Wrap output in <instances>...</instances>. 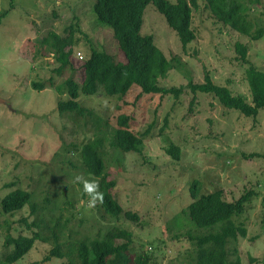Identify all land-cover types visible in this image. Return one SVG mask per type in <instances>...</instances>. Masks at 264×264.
<instances>
[{"label": "rangeland", "instance_id": "obj_1", "mask_svg": "<svg viewBox=\"0 0 264 264\" xmlns=\"http://www.w3.org/2000/svg\"><path fill=\"white\" fill-rule=\"evenodd\" d=\"M93 1L0 0V197L14 187L34 192L35 202H46L48 207L53 200L59 202L62 220L68 218L63 237L93 236L117 226L130 233L129 252L138 257L146 254L147 264H182L188 251L192 252L190 242L181 236L190 226L181 212L188 214L196 199L191 194L193 184L198 182L196 197L221 190L227 201L253 190L238 217L246 235L238 239L236 254L242 264H264V109L255 117L245 116L224 108L213 94L187 87L188 82H203L208 74L211 82L228 87L233 96L251 101L245 68L264 71V0L249 12L255 27H262L258 39L232 31L210 13L204 0H196L191 12L195 38L186 46L148 3L140 33L152 36L171 66L157 83L182 86V91L176 97L144 95L132 86V91L120 97L98 86L94 94H80L76 99L93 112L74 123L68 119L70 112H58L56 104L68 98L62 82L68 77L79 81L78 61L92 49H103L124 61L111 29L94 18ZM52 32L72 40L69 58L75 70L56 60L60 53L52 40L46 46L39 43ZM236 42L248 47L244 64ZM33 82L42 88H33ZM120 114L130 117L131 131L147 132L140 153L106 148V175L114 182L111 191L122 208L113 218L97 202L89 206V197L74 177L96 179L70 163L79 166L80 146L94 137L98 126H104L103 118L114 125ZM170 144L179 147L177 159L166 152ZM52 186L58 195L54 199ZM124 211L135 214L137 220L127 219ZM28 213V206L12 217L0 213V260L7 252L2 220L12 222L7 228L10 235L27 234L16 219L22 214L30 221ZM174 217L180 222H174ZM50 248V243L35 241L12 264H61L64 259L56 257L42 261Z\"/></svg>", "mask_w": 264, "mask_h": 264}, {"label": "trees", "instance_id": "obj_2", "mask_svg": "<svg viewBox=\"0 0 264 264\" xmlns=\"http://www.w3.org/2000/svg\"><path fill=\"white\" fill-rule=\"evenodd\" d=\"M204 1L210 13L218 21L229 26L232 31L247 35L251 39L262 36V27H255L249 19L250 9L258 5L259 0ZM150 2L163 16L168 27L176 33L182 46H186L195 38L191 28V12L196 7V0L173 2L169 0H94L90 10L98 23L111 29L124 61L115 60L103 49H92L84 60L78 61L75 67L80 72L79 81L68 77L62 82L60 87L66 89L68 98L57 101L58 112H70L68 119L77 123V119L93 111L81 107L76 99L80 94H94L98 86H101L106 94L120 97L126 95L129 90L132 91L134 89L132 86H136L139 94L144 95L159 93L172 94L176 97L180 94L182 86L177 88L158 85V79L164 78L171 69L170 63L155 46L152 36L140 33L144 8ZM73 26L71 23V27ZM49 40H52L55 50L60 53L55 58L61 62V66L69 64L70 68L75 70L73 61L69 58L72 53V46H70L72 40L52 32L50 36L43 37L39 43L46 46ZM247 48L246 44L235 43V49L241 58L239 61L243 64L242 59L245 57ZM245 72L251 94L250 102L245 101L241 96H233L228 87L214 84L208 74L204 76L203 82H188L187 87L193 92L213 94L224 108L255 117L259 109H264V71L255 66H247ZM32 86L42 88L40 83L33 82ZM129 121L130 117L125 114L118 115L114 125H110L108 120L103 118L101 124L104 126H98L101 128L96 130L94 137L80 146L77 160L80 163L79 166L70 163L73 168L80 169L84 175L96 179L97 191L101 194V199L97 201L98 207L113 218L119 216L122 208L111 191L114 182L106 175V148L119 153L128 151L140 153L143 149V137L147 132V130L143 133L131 131ZM166 152L173 159L179 157V147L174 144H170ZM197 184L198 182L194 183L195 188L191 190L192 197L196 199L189 207L188 214L181 212L190 223L181 236L192 245V252L188 251L184 258L185 262L182 264H242L236 254V244L239 238L245 237L246 227L238 220V217L243 214L244 205L254 191L247 190L234 200L227 201L223 198L221 190H214L196 197ZM56 196H58L57 189L53 187L51 198L54 199ZM37 198L36 193L20 187H14L0 197L1 214L12 217L28 206V214L32 216V219L27 221L26 217L19 215L16 221L24 227L27 234L19 232L16 236L7 232L8 224L12 222L7 218L2 220L6 231L4 249L7 252L0 260V264H12L17 261L32 248L35 241L51 244L48 254L42 261L56 257L64 259L61 264L148 263L149 257L146 254L141 253L138 257L129 252L130 233L117 226L108 227L93 236L84 235L74 239L63 237L68 218L65 221L62 220L59 202L53 200L48 207L46 202H35ZM41 200L44 201V198L42 197ZM47 211L51 212L50 217L46 216ZM124 215L127 219L137 220L135 214L131 212L124 211ZM173 221L179 223L180 218L174 217Z\"/></svg>", "mask_w": 264, "mask_h": 264}, {"label": "clouds", "instance_id": "obj_3", "mask_svg": "<svg viewBox=\"0 0 264 264\" xmlns=\"http://www.w3.org/2000/svg\"><path fill=\"white\" fill-rule=\"evenodd\" d=\"M74 182L82 184L83 192L89 197L88 204L90 207L101 199V194L97 191V184L94 180H87L82 175H75Z\"/></svg>", "mask_w": 264, "mask_h": 264}]
</instances>
